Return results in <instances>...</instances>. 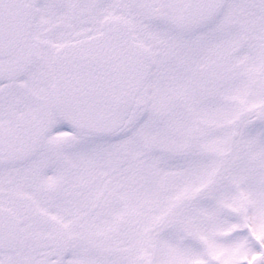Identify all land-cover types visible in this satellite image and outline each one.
Returning a JSON list of instances; mask_svg holds the SVG:
<instances>
[{
  "label": "snow or ice",
  "instance_id": "1",
  "mask_svg": "<svg viewBox=\"0 0 264 264\" xmlns=\"http://www.w3.org/2000/svg\"><path fill=\"white\" fill-rule=\"evenodd\" d=\"M0 264H264V0H0Z\"/></svg>",
  "mask_w": 264,
  "mask_h": 264
}]
</instances>
